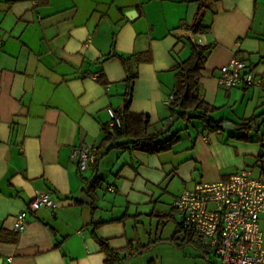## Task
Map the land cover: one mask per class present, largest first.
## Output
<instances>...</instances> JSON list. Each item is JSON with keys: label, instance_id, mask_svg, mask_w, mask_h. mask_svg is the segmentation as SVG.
I'll list each match as a JSON object with an SVG mask.
<instances>
[{"label": "crops", "instance_id": "obj_1", "mask_svg": "<svg viewBox=\"0 0 264 264\" xmlns=\"http://www.w3.org/2000/svg\"><path fill=\"white\" fill-rule=\"evenodd\" d=\"M198 20L202 33L191 29ZM0 41V264H105L98 239L128 249L123 264H164L161 247L182 248L166 241L179 230L177 196L243 169L264 175V0H0ZM194 45L211 48L199 88L221 122L214 132L175 120L167 104ZM234 56L260 87H218ZM129 72V111L148 116L160 140L179 141L159 154L113 149L80 173L72 151L101 145L108 110L124 108ZM37 192L57 208L31 212ZM23 211L26 229L14 232Z\"/></svg>", "mask_w": 264, "mask_h": 264}, {"label": "built area", "instance_id": "obj_2", "mask_svg": "<svg viewBox=\"0 0 264 264\" xmlns=\"http://www.w3.org/2000/svg\"><path fill=\"white\" fill-rule=\"evenodd\" d=\"M216 82L226 89L241 84L261 86L248 64L235 56L219 69ZM172 100L170 95L167 104ZM108 114L110 126L120 128L116 113L109 109ZM95 151L91 147L73 149L71 157L80 173L94 163ZM42 207L57 208L48 192H37L29 203L31 212ZM172 207L180 218V232L193 234L204 254L214 257L208 264H264V175L252 177L249 169H243L226 181L198 183L177 196ZM26 217L25 211L14 216V232L26 229ZM128 253L127 249L119 254Z\"/></svg>", "mask_w": 264, "mask_h": 264}, {"label": "trees", "instance_id": "obj_3", "mask_svg": "<svg viewBox=\"0 0 264 264\" xmlns=\"http://www.w3.org/2000/svg\"><path fill=\"white\" fill-rule=\"evenodd\" d=\"M194 33H202L204 29L200 26L199 20L191 27ZM209 46H192L190 56L182 62H179L175 69V84L173 88V100L169 104L172 111V117L175 120L195 119L204 125V131L214 132L221 129L220 123L215 122L212 114L215 108L206 103L200 94L199 78L201 72L205 68L206 54L210 51ZM126 59H122L124 66H127ZM136 75L131 72L128 73L126 82L127 91L125 96V105L122 111L115 112L120 119L121 127L108 126L104 129L105 138L101 145L96 148L95 161L91 168H96L98 162L113 149H133L148 154H159L171 150V148L179 141V135L173 134L167 140H160L159 138L165 132L150 131V121L148 116L142 114H135L129 111L133 83ZM256 118H250L238 126L240 129L248 130L251 123ZM98 178L94 182H97ZM94 189L92 185L90 190ZM77 203L81 204L77 201ZM180 230L175 232L172 237L166 240L173 243L176 247H184L192 245L201 249L200 245L195 242L196 238L193 234L185 233L184 238L181 239V244L177 241L180 238ZM99 246L102 252L107 256L105 264H123L128 258L129 254H119L108 247L106 241L98 239ZM202 250V249H201Z\"/></svg>", "mask_w": 264, "mask_h": 264}, {"label": "rangeland", "instance_id": "obj_4", "mask_svg": "<svg viewBox=\"0 0 264 264\" xmlns=\"http://www.w3.org/2000/svg\"><path fill=\"white\" fill-rule=\"evenodd\" d=\"M165 233H171L173 230V223L167 222L165 227ZM158 251V257L163 260L164 264H205V260L202 259L200 253L194 250L192 246H184L181 249H173L170 247H161ZM209 261H214L212 255L208 256Z\"/></svg>", "mask_w": 264, "mask_h": 264}, {"label": "water", "instance_id": "obj_5", "mask_svg": "<svg viewBox=\"0 0 264 264\" xmlns=\"http://www.w3.org/2000/svg\"><path fill=\"white\" fill-rule=\"evenodd\" d=\"M224 128L227 129H234V126L232 124H224ZM80 201H87L88 203H91L85 196H82L81 198H79Z\"/></svg>", "mask_w": 264, "mask_h": 264}]
</instances>
